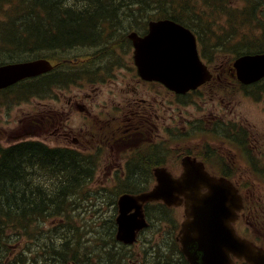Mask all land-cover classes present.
Wrapping results in <instances>:
<instances>
[{
  "label": "flooded vegetation",
  "instance_id": "af4514ba",
  "mask_svg": "<svg viewBox=\"0 0 264 264\" xmlns=\"http://www.w3.org/2000/svg\"><path fill=\"white\" fill-rule=\"evenodd\" d=\"M112 48L96 65L91 92L79 91L62 107L73 126L63 124L61 141L82 149L106 147L108 175L131 182L154 181L152 169L178 168L183 158H192L212 176L240 184L244 208L235 230L264 248V120L256 119L264 115V80L244 87L233 66H213L211 81L178 95L143 80L124 42ZM232 89L239 95L230 96ZM251 92L254 100L248 102ZM259 185L262 191L255 190ZM168 252L182 255L177 238Z\"/></svg>",
  "mask_w": 264,
  "mask_h": 264
},
{
  "label": "water",
  "instance_id": "95a60500",
  "mask_svg": "<svg viewBox=\"0 0 264 264\" xmlns=\"http://www.w3.org/2000/svg\"><path fill=\"white\" fill-rule=\"evenodd\" d=\"M131 38L137 48L139 72L145 79L160 81L180 93L197 88L205 80L196 39L190 32L162 21L151 24V34L146 39L136 35ZM236 65L244 66L258 79L264 76V55L244 57ZM50 69L46 61L1 67L0 89ZM184 169L180 178H174L166 169H156L158 184L152 192L120 199L117 239L126 244L136 242L138 232L148 226L145 203L163 200L169 206H177L184 198L186 214L190 213L194 222L190 226L184 222L181 243L192 264H233L231 255L249 264H264V252L241 239L228 226L241 208V199L233 186L224 179L212 178L200 164L191 160L184 161ZM204 189L208 191L203 193ZM132 210L135 212L131 213ZM195 248L197 252L189 253Z\"/></svg>",
  "mask_w": 264,
  "mask_h": 264
},
{
  "label": "trees",
  "instance_id": "16d2710c",
  "mask_svg": "<svg viewBox=\"0 0 264 264\" xmlns=\"http://www.w3.org/2000/svg\"><path fill=\"white\" fill-rule=\"evenodd\" d=\"M93 1L97 2L93 4V10H97V16H93L89 21V13L78 10L79 18H76L75 13L71 15L68 8L66 14L68 13L67 16L72 18H63L61 0H45L48 6V28L53 44L71 47L74 44L84 45L90 41L91 33L94 38V35L99 32L98 27L101 24L100 20L95 21L96 18L110 15L109 11L102 9L100 4L107 0ZM181 3H183L182 0ZM156 9L162 10L167 17H172L174 14V9L172 10L170 6H159ZM171 10L172 12H170ZM174 18L181 21L178 17ZM195 31L198 32L196 28ZM38 34L41 44L47 45L49 42L45 38L48 36L47 29L41 27ZM260 51H262L261 48L255 47L249 53ZM35 85L41 88L59 86L61 81L56 73H52L35 80ZM92 179V155H84L70 149H52L40 142L32 141L7 148L0 147V256L11 247L10 243L13 242V237H18L17 240L26 235L33 237L32 224L42 219H62L74 224L75 200L80 197H88L83 189ZM158 207L160 208L161 221H166V215L164 218L162 212V209L166 208L161 204ZM150 210L149 206L148 211L150 212ZM115 212H117V207H115ZM108 223H110L109 228L106 225ZM102 228L105 240L107 238L114 239V221H106ZM69 240L70 238L64 239L63 235L57 237V241L61 242L57 254H54V248L48 245L44 253L45 264H50V258L56 260L53 264H65L68 261L69 253L72 258H76L75 261L79 264H91L94 253L85 244L83 237L80 238L81 244H78L80 256H78L77 248L69 247ZM101 248L106 249L102 245L96 248V251H100ZM121 258V253L113 251L108 264H116Z\"/></svg>",
  "mask_w": 264,
  "mask_h": 264
},
{
  "label": "rangeland",
  "instance_id": "374dc122",
  "mask_svg": "<svg viewBox=\"0 0 264 264\" xmlns=\"http://www.w3.org/2000/svg\"><path fill=\"white\" fill-rule=\"evenodd\" d=\"M231 3H233L234 6L238 7L237 15L240 17L242 25L246 28H248V36L252 37L259 41H264L262 35L254 33L258 31L260 28L264 31V0H229ZM14 3H17V0H13ZM228 2V1H227ZM132 0H110L108 2H105V4H110L113 7L112 11L117 12V16L120 19L119 22V28L123 29L125 27V23H130L129 21L133 18L131 22L132 25L129 24V27L132 26H138L141 24L145 19L148 20L150 18H153L150 16L151 12L147 11L146 15L143 17L140 16V13L138 11V8L131 6ZM217 9H210V8H194L191 10L190 14L193 16H197V18L200 20V22L204 25V29L206 31V36L212 40L209 43V47H214L215 49L220 44H225L224 49L220 48L219 50L212 51L213 58L217 61V64H228L232 61L233 56L229 53L230 47L226 44V40L229 34L233 33L235 29L229 25H227L225 21V17H219L216 14ZM139 17H142L141 20H138ZM123 18V19H122ZM137 18V19H136ZM220 23V27L222 28L224 34L218 35L216 34L217 31H215L213 28H217V23ZM33 24V23H32ZM249 25V26H248ZM206 36L204 37L205 40ZM219 36L218 38H214ZM209 49V48H208ZM209 61H214L213 59H207ZM75 89V88H74ZM73 89V90H74ZM72 90V91H73ZM71 92H67L68 94H71ZM52 99L49 100H39L35 98H31L29 103H0V144L8 145L10 143H14L20 140H17L18 138L15 137L25 125L31 123L32 121L41 123V110H40V104L46 103L54 107H59L60 100H62V94L59 90H53L50 92ZM6 105V106H4ZM256 119L258 121L264 120V115L260 116L257 115ZM44 130L52 131V127L47 125ZM49 143L52 145L60 144L59 140L57 138L53 139H47ZM97 163H100L99 160H97ZM177 170V169H176ZM108 171V167L106 164H103L101 166L96 167V172L93 177V180L85 187L86 191L90 195L88 199H82L79 203H81V208H78V211H81L82 214H85L83 219L85 222L90 226L91 218H93V226L91 227L90 232L96 233V227L97 223L95 222V216L93 215V209L97 213V215L101 217L108 216L109 213H112L114 211L109 210V198H114L118 200L119 196L122 194H114L112 191L114 190L113 185L117 186L118 183H113V180L107 179L106 173ZM124 186V185H123ZM257 191H262L263 186L259 185L255 188ZM160 211V208L157 209ZM178 214V221H182L183 218V210L180 209L179 212L176 211ZM167 216H171V212H166ZM62 223V226L64 224V221L57 222ZM169 232L171 230L167 229ZM167 234V231L159 232V230H152L149 233V236L147 239L143 237V240L151 241V246H156L158 243L162 244V241L164 238L167 241H172L171 235L169 237H164V234ZM68 234H71L69 232ZM148 234V233H147ZM97 235V234H95ZM93 243H97V241L94 239ZM163 243V244H164ZM15 246H19L20 243H15ZM133 251L135 252V255L133 256L134 264H139L140 261H142L145 264H155V262L152 260V258H149V254L152 253L147 249V247L144 246V243H140L136 247L133 248ZM10 257L11 255H6ZM148 256V257H147ZM13 257V256H12ZM147 257V258H146ZM127 264H133L131 261H128L126 259ZM3 264H6V261L3 262ZM94 264H98L97 261L94 262Z\"/></svg>",
  "mask_w": 264,
  "mask_h": 264
},
{
  "label": "bare ground",
  "instance_id": "6f19581e",
  "mask_svg": "<svg viewBox=\"0 0 264 264\" xmlns=\"http://www.w3.org/2000/svg\"><path fill=\"white\" fill-rule=\"evenodd\" d=\"M51 6H52V5H51ZM57 13H58V15H59V12H57ZM57 13H56V14H57ZM78 13H79V12H78ZM53 14H54V13H53ZM67 14H68V13H67ZM69 14H70V13H69ZM80 14H81V12H80ZM71 15H72V14H71ZM54 17H55V16H54ZM67 17H68V16H67ZM61 18H62V17H61ZM69 18H70V17H69ZM55 19H56V18H55ZM70 19H71V18H70ZM84 19H85V18H84ZM56 20H57V19H56ZM59 20L61 21L62 19H59ZM73 20H74V19H73ZM77 20H78V19H77ZM77 20H76V21H77ZM67 27H68V26H67ZM72 28H73V27H72ZM121 51H123V50H121ZM124 52H126V51H124ZM122 53H123V52H122ZM119 55H121V53H120ZM119 58H120V57H119ZM125 58H127V56H125ZM125 58H124V59H125ZM120 59H121V58H120ZM123 62H124V60H123ZM205 104H206V103H205ZM213 104H214V103H213ZM217 104H218V103H217ZM208 106H209V104H208ZM216 106H217V105H216ZM219 106H220V105H219ZM213 107H214V105H213ZM102 120H104V119L102 118ZM104 121H105V120H104ZM191 130H193V129H191ZM234 138H235V137H234ZM191 139H192V138H191ZM191 139H190V141H191ZM197 141H198V140H197ZM241 142H242V141H241ZM257 148H258V146H257ZM262 148H263V147H262ZM263 149H264V148H263ZM258 150H259V149H258ZM260 151H261V150H260ZM254 152H255V151H254ZM262 152H264V151L262 150ZM244 153H245V152H244ZM248 153H249V152H248ZM256 153H257V152H256ZM256 153H255V154H256ZM257 154H258V153H257ZM252 157H253V156H252ZM257 157H258V156H257ZM246 158H247V157H246ZM259 158H260V157H259ZM248 159H249V157H248ZM251 159H252V158H251ZM226 160H227V159H226ZM228 169H229V168H228ZM187 178L190 179V176L188 175ZM191 182H192V181H191ZM21 198H22V197H21ZM35 207H36V206H35Z\"/></svg>",
  "mask_w": 264,
  "mask_h": 264
}]
</instances>
